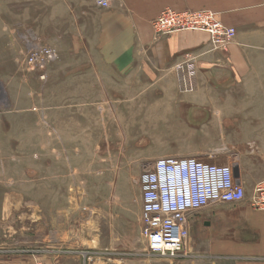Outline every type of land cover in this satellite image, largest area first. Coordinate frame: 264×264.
<instances>
[{
	"label": "rangeland",
	"instance_id": "1",
	"mask_svg": "<svg viewBox=\"0 0 264 264\" xmlns=\"http://www.w3.org/2000/svg\"><path fill=\"white\" fill-rule=\"evenodd\" d=\"M108 8L0 0V264H61L72 245L166 264L146 259L140 174L160 157L227 164L210 127L166 125L163 96L132 94L103 66L131 41L109 30ZM43 48L55 57L39 67Z\"/></svg>",
	"mask_w": 264,
	"mask_h": 264
},
{
	"label": "crops",
	"instance_id": "2",
	"mask_svg": "<svg viewBox=\"0 0 264 264\" xmlns=\"http://www.w3.org/2000/svg\"><path fill=\"white\" fill-rule=\"evenodd\" d=\"M108 1L109 30L131 41L122 42L119 53L100 55L103 66L130 76L132 94L163 96L166 121H176L166 125L210 127L212 140L225 144L219 153L237 166L245 190L239 202L192 212L182 253L162 259L166 264H264V211L250 201L255 184L264 179V0ZM166 7L212 10L221 23L235 28L234 40L212 50L204 32L157 37L151 23ZM189 56L195 74L186 92L175 66ZM100 248L78 251L72 245L56 259L61 264L122 263L121 255L108 259ZM153 256L147 253L146 259L154 261Z\"/></svg>",
	"mask_w": 264,
	"mask_h": 264
},
{
	"label": "built area",
	"instance_id": "3",
	"mask_svg": "<svg viewBox=\"0 0 264 264\" xmlns=\"http://www.w3.org/2000/svg\"><path fill=\"white\" fill-rule=\"evenodd\" d=\"M105 7L108 0H94ZM157 37L178 32H204L212 50L226 48L236 30L219 21L214 11L177 10L166 7L152 20ZM51 48H43L30 55L41 65L54 59ZM175 69L183 91L193 88L195 66L193 57L178 63ZM141 234L150 254L176 258L188 237V216L211 204L236 203L245 197V190L229 164H215L196 157L157 158L139 176ZM254 208L264 211V179L258 181L250 197ZM27 264H48L35 260Z\"/></svg>",
	"mask_w": 264,
	"mask_h": 264
},
{
	"label": "water",
	"instance_id": "4",
	"mask_svg": "<svg viewBox=\"0 0 264 264\" xmlns=\"http://www.w3.org/2000/svg\"><path fill=\"white\" fill-rule=\"evenodd\" d=\"M232 168H233V172H234L235 177H237L238 176L237 166L236 165H233Z\"/></svg>",
	"mask_w": 264,
	"mask_h": 264
}]
</instances>
